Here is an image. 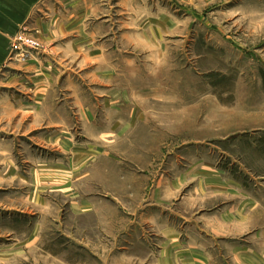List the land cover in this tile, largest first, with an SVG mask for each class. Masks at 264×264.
I'll return each instance as SVG.
<instances>
[{"label":"rangeland","instance_id":"1","mask_svg":"<svg viewBox=\"0 0 264 264\" xmlns=\"http://www.w3.org/2000/svg\"><path fill=\"white\" fill-rule=\"evenodd\" d=\"M35 18L0 69V264H264V0Z\"/></svg>","mask_w":264,"mask_h":264},{"label":"crops","instance_id":"2","mask_svg":"<svg viewBox=\"0 0 264 264\" xmlns=\"http://www.w3.org/2000/svg\"><path fill=\"white\" fill-rule=\"evenodd\" d=\"M45 1L0 0V69L6 60L12 38L21 27L37 21L35 17Z\"/></svg>","mask_w":264,"mask_h":264}]
</instances>
